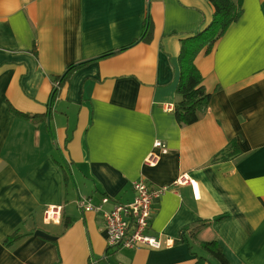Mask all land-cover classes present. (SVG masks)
Listing matches in <instances>:
<instances>
[{
  "label": "crops",
  "instance_id": "1",
  "mask_svg": "<svg viewBox=\"0 0 264 264\" xmlns=\"http://www.w3.org/2000/svg\"><path fill=\"white\" fill-rule=\"evenodd\" d=\"M242 9L194 59L209 104L180 127L181 44L211 25L208 0H0V264H222L212 241L229 264H264V0ZM82 63L49 105L52 79ZM231 142L239 155L212 162ZM138 179L167 188L150 222L160 248L110 247L78 201L128 204Z\"/></svg>",
  "mask_w": 264,
  "mask_h": 264
},
{
  "label": "trees",
  "instance_id": "2",
  "mask_svg": "<svg viewBox=\"0 0 264 264\" xmlns=\"http://www.w3.org/2000/svg\"><path fill=\"white\" fill-rule=\"evenodd\" d=\"M208 2L214 10L211 25L203 32L198 33L196 36L182 42L181 44L180 56L178 59L180 75L176 87L178 101L174 107V116L180 127L189 126L197 122L199 115L206 110L209 104V95L204 90L202 77L194 65V59L204 47H206V52H210L215 41L227 31L231 24L236 23L239 20L243 11L242 0H208ZM139 39L144 43H149L152 39V26H147L146 24ZM84 65V63L71 65L61 76L52 79L53 88L50 94V105L53 104L54 99L59 95L61 89L70 83L74 73ZM16 115L20 116L19 113H16ZM24 117L26 118V115ZM239 153L237 144L231 142L225 149L212 158V162H222L234 159ZM59 165L64 170V179L67 180L69 174L65 162L62 161ZM224 218H226L225 215L220 216L217 218V221ZM206 225V222H199L194 226L182 228L179 232V239L176 240V242L180 243L186 240V234L188 231L197 232L200 228ZM20 238L21 236L13 233L6 238L4 246L8 247ZM202 246L207 249L211 255H214L222 264H229L224 256L222 247L218 242L212 241L203 243Z\"/></svg>",
  "mask_w": 264,
  "mask_h": 264
},
{
  "label": "built area",
  "instance_id": "3",
  "mask_svg": "<svg viewBox=\"0 0 264 264\" xmlns=\"http://www.w3.org/2000/svg\"><path fill=\"white\" fill-rule=\"evenodd\" d=\"M153 147L162 154L166 153V148L159 141L154 142ZM157 160L158 155L151 152L144 159V164L153 166ZM182 180L183 178L179 181ZM166 189L165 187L155 189L144 179H138L132 183L134 198L128 204H114L111 209L105 210L103 207L109 203V198L103 197L99 204H92L89 199L83 198L78 201V206L84 212L101 214L110 247L132 250L143 245L159 249L160 242L150 234V222L154 214V202ZM61 212V207H48L44 211V222L59 221Z\"/></svg>",
  "mask_w": 264,
  "mask_h": 264
},
{
  "label": "water",
  "instance_id": "4",
  "mask_svg": "<svg viewBox=\"0 0 264 264\" xmlns=\"http://www.w3.org/2000/svg\"><path fill=\"white\" fill-rule=\"evenodd\" d=\"M50 105V104H49ZM49 109H50V107H49ZM47 124H48V126H49V118H47Z\"/></svg>",
  "mask_w": 264,
  "mask_h": 264
},
{
  "label": "rangeland",
  "instance_id": "5",
  "mask_svg": "<svg viewBox=\"0 0 264 264\" xmlns=\"http://www.w3.org/2000/svg\"><path fill=\"white\" fill-rule=\"evenodd\" d=\"M216 264V263H215Z\"/></svg>",
  "mask_w": 264,
  "mask_h": 264
}]
</instances>
